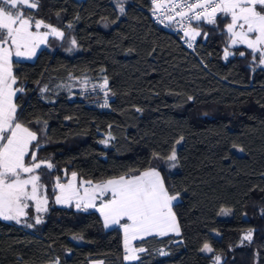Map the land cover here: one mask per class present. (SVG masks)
I'll use <instances>...</instances> for the list:
<instances>
[{
	"label": "trees",
	"instance_id": "trees-1",
	"mask_svg": "<svg viewBox=\"0 0 264 264\" xmlns=\"http://www.w3.org/2000/svg\"><path fill=\"white\" fill-rule=\"evenodd\" d=\"M123 6L121 13L117 0H39L26 9L65 32L32 59H13L24 89L14 98L18 121L37 133V159L54 167L38 170L48 196L40 224L0 219V264H215V256L264 264V65L243 45L224 59L222 16L200 23L208 35L190 50L150 18V0ZM82 76L107 78L108 86L70 95L67 81ZM174 148L173 168L165 158ZM148 167L180 193L172 208L180 235L136 240L146 249L137 261L124 260L119 226L55 203L57 177L66 183L76 172L98 182ZM205 243L211 253L201 251Z\"/></svg>",
	"mask_w": 264,
	"mask_h": 264
},
{
	"label": "snow or ice",
	"instance_id": "snow-or-ice-1",
	"mask_svg": "<svg viewBox=\"0 0 264 264\" xmlns=\"http://www.w3.org/2000/svg\"><path fill=\"white\" fill-rule=\"evenodd\" d=\"M117 3L119 11L124 13L123 0H117ZM152 4L153 14L162 17V21L179 24L189 48L193 47L197 37L208 35L200 31L201 22L215 24L222 16L229 21L224 27L229 41L224 59L233 54L230 48L243 45L251 51L253 60L258 56L259 64L264 65V0H165L164 3L152 0ZM38 7L39 0H0V219L17 224L28 215L26 209L30 201L35 204L37 213L48 210L47 187L42 184L38 170L42 167L52 170L54 167L51 162L38 160L37 152L31 150L33 142L38 141V135L18 121L14 102L16 94L24 89L16 86L13 57L32 59L49 36L61 40L65 38L64 31L35 19L26 11ZM192 21L197 22L195 27ZM42 28L47 31H41ZM70 43L73 48L77 47L74 38ZM240 55L244 56L245 52H240ZM107 86V78L98 85L102 91ZM46 90V87L40 89L41 92ZM102 107H107V100ZM136 111L142 110L137 108ZM111 139L114 137L109 133L101 143L107 146ZM39 147L37 143L36 148ZM153 155L160 158L159 154ZM165 159L171 167H176L175 148ZM53 190L56 204L75 202L76 208L84 211L95 208L103 218L105 228L119 225L124 234L125 261H137L139 254L146 251L144 247H133L132 241L148 236L164 237L170 233L180 235L172 211L173 202L178 200L180 193L169 191L161 171L156 167L98 182L78 178V174L73 172L67 183H62L57 177ZM41 222V217L37 215L35 223ZM27 226L32 227L31 224ZM243 239L251 240L252 233L249 232ZM201 251L211 253L213 249L205 243ZM160 255L167 253L161 249ZM214 259L215 264H220L219 256Z\"/></svg>",
	"mask_w": 264,
	"mask_h": 264
},
{
	"label": "rangeland",
	"instance_id": "rangeland-1",
	"mask_svg": "<svg viewBox=\"0 0 264 264\" xmlns=\"http://www.w3.org/2000/svg\"><path fill=\"white\" fill-rule=\"evenodd\" d=\"M41 47V46H40ZM92 79L90 76H82L79 78H70L65 87L66 90L69 92L70 95L74 93V91H82L86 89H93V88H99L98 85L103 83V79L100 78L98 80ZM43 194V189L41 190ZM26 212L28 215L26 217H22L21 221L26 219V218H33L34 220L36 219V216L39 215L40 213L36 212L35 204L33 202H29V208L26 209ZM15 222V221H14ZM249 232L244 233L243 237L247 235ZM221 262V260H220ZM92 264H100V262L93 261Z\"/></svg>",
	"mask_w": 264,
	"mask_h": 264
},
{
	"label": "built area",
	"instance_id": "built-area-1",
	"mask_svg": "<svg viewBox=\"0 0 264 264\" xmlns=\"http://www.w3.org/2000/svg\"><path fill=\"white\" fill-rule=\"evenodd\" d=\"M161 3H164L165 0H160ZM170 2V0H169ZM150 3H151V7H150V10H149V15H150V18L156 23L158 24L159 26H161L163 29L167 30L168 32L178 36L179 40L182 42V44L190 49V50H193L194 49V46H195V43L193 44V47L192 48H189L187 46V43H186V38H184V35H183V32L180 30V27H179V24L177 22H173L171 24L168 23L167 20H163L162 21V17L160 16H157V15H154L153 14V4H152V0H150ZM179 18H177L178 20ZM185 23H187V21H185ZM195 24H197L196 21H192V25L195 27ZM198 39V37L196 38V40ZM45 44V43H44ZM40 45L41 47L44 45Z\"/></svg>",
	"mask_w": 264,
	"mask_h": 264
},
{
	"label": "crops",
	"instance_id": "crops-1",
	"mask_svg": "<svg viewBox=\"0 0 264 264\" xmlns=\"http://www.w3.org/2000/svg\"><path fill=\"white\" fill-rule=\"evenodd\" d=\"M41 31H47V29H41ZM41 47H39L38 49H40ZM37 49V50H38ZM13 59H21V58H16L15 56L13 57ZM71 179V176H70V178H69V180ZM67 183V182H66ZM44 191V190H43ZM175 202H177V200L176 201H174L173 202V204L175 203ZM97 203H99V201H97ZM57 205H63V206H67V205H64V204H57ZM68 205H70V204H68ZM71 205H73L75 208H76V206H75V202H72L71 203ZM90 210H95L98 214H99V216L101 217V215H100V213L95 209V208H89ZM89 209H87V210H89ZM101 219H102V221H103V218L101 217ZM124 222H126V221H122V223H124ZM178 223V222H177ZM103 224H104V221H103ZM114 226H119V225H112V226H110L109 228H111V227H114ZM120 227V226H119ZM122 230V229H121ZM122 234H123V230H122ZM170 234H172V235H176V234H174V233H170ZM123 241H124V234H123ZM134 242L135 241H132V246L133 247H136L135 245H134Z\"/></svg>",
	"mask_w": 264,
	"mask_h": 264
}]
</instances>
